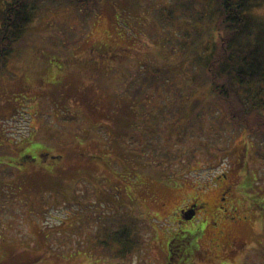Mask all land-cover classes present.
Wrapping results in <instances>:
<instances>
[{"label": "rangeland", "instance_id": "obj_1", "mask_svg": "<svg viewBox=\"0 0 264 264\" xmlns=\"http://www.w3.org/2000/svg\"><path fill=\"white\" fill-rule=\"evenodd\" d=\"M8 1L0 0V8ZM189 4V0H105L88 16L73 6L45 2L49 13L0 66V264H264V161L255 153L256 148L264 150L260 136L240 131L242 126H232L228 119L224 123L220 110L225 100L214 96L206 75L183 60V54L178 67L172 66L178 85L172 91L147 89L137 78L133 90H139L141 82L145 86L137 98L117 97L115 92L117 84L125 86L132 68L154 62L150 54L158 53L160 41L168 35L172 34V41L182 35L195 39L206 27L201 23L207 15L203 1L199 6ZM170 10L172 18L165 15ZM254 13L264 18V6ZM60 30L70 45L66 50L56 47ZM48 38L56 45L45 43ZM206 39V45L213 40ZM162 53L170 55L167 49ZM164 54L163 62L170 63ZM171 54L178 57L179 49ZM117 64L122 66L121 74L112 71ZM190 74L198 75L194 86L206 97V112L200 123L194 120V127L180 126L185 119L175 116L195 94L190 93L192 87L185 88ZM177 90L185 97L182 101L176 98ZM100 106L107 110L96 111ZM118 111L123 118L113 122L111 117ZM93 114L109 118L93 121ZM67 115L80 119L64 123ZM142 119L145 133L135 145L149 144L155 156L145 160V166L165 157V173L174 177L158 182L144 175L137 170L140 163L133 153L118 148L116 125L123 128V139L130 141L127 130L135 131ZM103 123L109 130L98 129ZM207 141L217 153L205 149ZM80 148L84 159L76 160L74 153L83 155ZM42 152L48 153L45 159ZM193 152L195 160H191ZM78 163L83 166L79 179L84 180L66 190L77 187L81 205L69 204L54 191H63L61 178L71 179L62 169ZM225 184L232 186L230 206L234 204L248 221L223 218L222 222L221 213L205 208L195 221L179 215L180 206L195 197L219 203ZM88 208L100 210L102 217L97 213L88 220L80 214ZM104 223L114 231L128 226L131 236L138 238L131 261L114 263L94 255L92 241L103 235ZM225 226L242 235L247 244L244 252L225 251L213 241L215 232ZM172 238L175 250L170 260ZM199 246L214 250L209 260L199 254Z\"/></svg>", "mask_w": 264, "mask_h": 264}, {"label": "trees", "instance_id": "obj_2", "mask_svg": "<svg viewBox=\"0 0 264 264\" xmlns=\"http://www.w3.org/2000/svg\"><path fill=\"white\" fill-rule=\"evenodd\" d=\"M104 1L105 0H10L6 2L0 8V66L4 64L8 58L14 56L15 52L20 49L19 44L24 40L25 34L32 28L34 29L37 24L36 22L45 14L49 13V7L45 8V2H48V4L53 2L57 3L60 8L66 5L70 7L73 6L80 14L90 16ZM140 1L141 0H138V2ZM189 1L191 4L187 5L188 7L193 4L199 6L201 1H203L205 6L203 12L204 14L207 12V15L206 19L200 22L206 27L199 29L195 39L188 35H182L180 39L172 41L173 37L171 34L160 41L158 53L152 52L150 54L154 62L147 63L148 61H144L139 68H132L126 76L125 86L121 84L115 86L117 97L127 95L135 99L138 97L139 91L141 89L143 90L145 86L147 89L149 87L154 89L161 88L163 90L169 89L168 91H172L176 85V80L172 78V66L178 67V58L182 57L183 54V60L187 61V63L190 62L193 68L199 70V73L206 75V80L212 84L214 96L225 100V104L222 103L223 106L219 103V106L222 107L220 111L223 114L221 115V119H226L224 123H228V119L230 125L242 126V128L239 127L240 131L253 135L257 134L260 136L261 140L264 141V18L254 13L255 8L264 6V0ZM180 2H182V0H180ZM180 4L181 3L178 2V5ZM160 9L165 11L164 8ZM143 15L145 16L146 14ZM165 15L168 18H172L173 13L170 10L168 13H165ZM148 16L149 14L147 17ZM133 19L138 18L133 17ZM159 19L161 22L166 20L161 17H159ZM160 21L157 22L161 24ZM60 35L61 39H59V46L56 45V42L50 40V38L44 41L46 43L50 40L49 42L56 45L58 49L66 50L70 46L67 42L66 33L60 30ZM203 35L204 38H207L206 40L213 39L212 42L206 45L205 41H203L204 38H202ZM164 49H167L170 55L162 53ZM177 49H179L180 53L178 57L171 54V52L174 51L177 54ZM161 54L166 55L171 62L169 63L167 60V63L165 61L163 62ZM188 58H190V60H188ZM113 70L115 74H121L122 66L119 64L113 65L112 71ZM197 77L198 75L191 76L189 82L185 81V88L189 90L190 87H192L193 91L190 89V93L194 92L196 95H192L193 99L188 98L189 100L187 99L184 105L182 104L178 107L179 114L175 115L176 118L181 116L180 118L185 119L180 126L185 124L189 127H194V120L200 123V120L206 112V108L204 107L206 101L205 94L197 90L194 86V81ZM137 78L142 79L141 81L144 82L145 86L141 82L139 90H133L131 84H133V82L135 84ZM177 86L178 85H176V87ZM178 92L179 93L176 92L177 94H175L176 98L179 99L178 101L185 99V97L182 96V91ZM147 96H149V94H147ZM98 109L101 110L102 107H97L96 111ZM106 110L102 109V111ZM97 116L94 115V120H92L98 121L100 119L102 121L103 119L109 118L105 115H102L101 118L99 117L100 115ZM111 118L114 120L113 122H115V119L121 121L123 114L118 111L115 112ZM78 119L80 118L67 115L64 123L72 122L73 120L77 121ZM142 120L143 121L140 122L135 131H131V129L130 131L127 130L126 134L130 136V141L123 139V128L114 124L116 125V131L118 133V142L116 143L119 146L118 148L126 149L133 153L135 160L140 163L137 170H143L144 175L148 177L151 176L158 182L167 178V176H170V178L174 177L165 173V157L158 158V162H155L152 166H145V160L154 158L155 156L151 155L149 152V144L143 147L135 145L141 140V136L145 133V119ZM179 120L181 119H178V121ZM103 124L104 125H100L98 129L100 131L109 130V126L106 123ZM89 128L90 126L87 125L86 129ZM216 135L219 136L221 134L216 133ZM93 136L94 135L90 133L88 137L92 138ZM100 138L104 137L100 136ZM60 142L62 146L64 142ZM203 145L209 152H218L217 149H212L211 141L204 142ZM81 151H83V155L74 153V158L76 160L84 159V148ZM153 152H155V150ZM255 153L258 158L264 161V150L256 148ZM47 155L48 153L42 152L41 158L45 159ZM27 156L28 155H26V157ZM53 158H58L61 161L64 160L61 154H53ZM31 159H33V156ZM191 160H195L194 152L191 155ZM82 169L83 166L79 163L70 166V168L62 169L64 174L71 176V179L65 180L61 178V183L64 185L63 191L58 189L54 190L57 195H60L67 201L63 197L65 196L68 202H70L69 204H72L73 201H76L79 205L82 204L80 202L81 198H79L80 193H78L79 189L77 187L70 188L69 192L66 190V186L71 184H77L78 186L84 180V178L79 179L81 176L78 175ZM148 171L152 172L149 173ZM12 174L13 170L10 169V175ZM243 182L245 183V180ZM65 192L69 193V196H67ZM97 213H99V218H101L102 215L100 214V210L94 211L90 208L84 212L82 211L80 214H83V216L87 215L86 217L88 220H91L96 218ZM134 221L136 220L133 219L132 222ZM112 227L113 226L106 223L100 226V231L103 235L94 238L92 241L94 255L104 256L108 262L114 263H126L131 261L130 258L133 251L139 246L138 238H133V236H131V230L126 229L128 226H123L118 229V231L112 230ZM131 227L132 226H130V228ZM173 241L174 239L172 238L169 244L170 247L174 248Z\"/></svg>", "mask_w": 264, "mask_h": 264}, {"label": "flooded vegetation", "instance_id": "obj_3", "mask_svg": "<svg viewBox=\"0 0 264 264\" xmlns=\"http://www.w3.org/2000/svg\"><path fill=\"white\" fill-rule=\"evenodd\" d=\"M225 176L227 175L225 174ZM222 188H223L222 191L223 195L221 196L219 203L217 204L214 203L210 198L200 199L198 197H195L194 200H190L189 202H186L184 206H180V209L178 211L179 215L182 216L183 211L186 210L193 211L195 212V216L189 221H195L201 209L205 208L204 209L205 212H212L216 214L221 213L222 219L223 218L230 219L233 223L248 221V217L246 215L243 216L240 215L239 214L240 211L234 204H231L230 206V202L228 198H230L233 195L232 186L230 184L229 185L225 184L224 186H222ZM197 199H200V202L196 201ZM222 222H224V219L222 220ZM212 239L213 241H218V245L225 251H233V253L234 252L239 253L243 250L245 251V249L247 248L246 241L244 240L242 235L234 231L233 227L230 226H225V228H223L222 230L216 231ZM168 245H169L168 246L169 253L167 257H169L168 259L172 260L173 258L171 259V255H173V251L175 250V247L174 248L170 247L169 243ZM200 246L198 247L197 251L200 252L199 254L203 252L208 257L209 260V258H211L210 251L214 254V250L212 248L211 250L207 248H201ZM213 254L211 255L212 258L214 259Z\"/></svg>", "mask_w": 264, "mask_h": 264}, {"label": "water", "instance_id": "obj_4", "mask_svg": "<svg viewBox=\"0 0 264 264\" xmlns=\"http://www.w3.org/2000/svg\"><path fill=\"white\" fill-rule=\"evenodd\" d=\"M195 215V212H193V211H185L184 212V218L185 219H191V218H193V216Z\"/></svg>", "mask_w": 264, "mask_h": 264}]
</instances>
